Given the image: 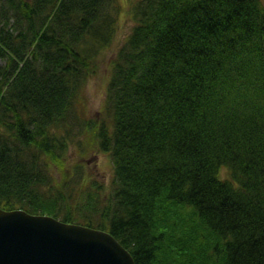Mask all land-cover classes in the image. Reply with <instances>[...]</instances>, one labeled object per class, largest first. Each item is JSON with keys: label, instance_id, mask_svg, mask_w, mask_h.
I'll return each instance as SVG.
<instances>
[{"label": "trees", "instance_id": "1", "mask_svg": "<svg viewBox=\"0 0 264 264\" xmlns=\"http://www.w3.org/2000/svg\"><path fill=\"white\" fill-rule=\"evenodd\" d=\"M83 137L106 200L55 176ZM0 207L105 230L135 264H264V0H0Z\"/></svg>", "mask_w": 264, "mask_h": 264}, {"label": "water", "instance_id": "2", "mask_svg": "<svg viewBox=\"0 0 264 264\" xmlns=\"http://www.w3.org/2000/svg\"><path fill=\"white\" fill-rule=\"evenodd\" d=\"M0 264H135L111 233L0 207Z\"/></svg>", "mask_w": 264, "mask_h": 264}, {"label": "rangeland", "instance_id": "3", "mask_svg": "<svg viewBox=\"0 0 264 264\" xmlns=\"http://www.w3.org/2000/svg\"><path fill=\"white\" fill-rule=\"evenodd\" d=\"M127 14L124 13L120 23V31L117 40L112 48L105 56L97 62L94 66L95 73L89 81L86 88V115L90 118H98L101 116L102 106L106 96V88L110 76V61L114 57L118 47L123 43L124 39L128 36L131 28ZM78 165V166H77ZM75 167L82 169L86 183L89 187H104L105 200L109 195L106 192L110 190L114 184V168L112 161L108 155L102 153L96 143H92L89 138H84L81 141L79 151L73 149L71 151V160L66 166L56 169L55 176H63L65 178H72L75 175ZM223 178L227 177L226 170L221 171Z\"/></svg>", "mask_w": 264, "mask_h": 264}, {"label": "bare ground", "instance_id": "4", "mask_svg": "<svg viewBox=\"0 0 264 264\" xmlns=\"http://www.w3.org/2000/svg\"><path fill=\"white\" fill-rule=\"evenodd\" d=\"M109 69H110V67H109ZM15 210H19V209H13V210H7V211H15ZM20 210H22V209H20ZM25 211V210H24ZM34 215V214H33ZM48 216V215H47ZM53 217V216H52ZM54 218H56V217H54ZM56 219H58V218H56ZM118 240V239H117ZM119 241V240H118ZM123 245V244H122ZM124 246V245H123ZM125 247V246H124Z\"/></svg>", "mask_w": 264, "mask_h": 264}]
</instances>
